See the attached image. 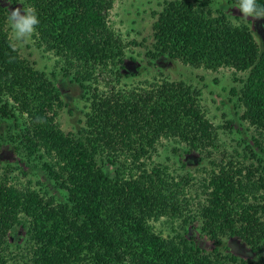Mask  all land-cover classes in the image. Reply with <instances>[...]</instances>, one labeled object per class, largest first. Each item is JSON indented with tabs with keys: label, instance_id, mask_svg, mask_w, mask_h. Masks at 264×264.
Returning a JSON list of instances; mask_svg holds the SVG:
<instances>
[{
	"label": "trees",
	"instance_id": "obj_1",
	"mask_svg": "<svg viewBox=\"0 0 264 264\" xmlns=\"http://www.w3.org/2000/svg\"><path fill=\"white\" fill-rule=\"evenodd\" d=\"M115 1L25 0L38 16L39 42L75 68L74 80L90 93L78 135L63 131L57 120L63 102L53 81L12 49L7 10L0 5V122L23 118L17 134L22 151L52 156L53 164L45 167L67 193L56 200L0 178V264L8 263L9 237L18 227L28 239L24 264H264L263 160L247 166L232 155L227 160L218 127L184 80L116 88L129 42L108 24ZM203 6L165 0L153 12L149 53L195 68L246 72L240 89L230 92L242 107L240 118L264 135V46L248 25L234 28L224 12ZM107 72L115 78L105 80ZM161 138L180 141L187 153H199L211 165L204 170V199L196 212L185 214L188 177H167L142 160ZM163 216L197 221L214 248L206 252L186 237L156 232L151 221ZM224 236L243 241L258 259L223 252L217 245Z\"/></svg>",
	"mask_w": 264,
	"mask_h": 264
},
{
	"label": "rangeland",
	"instance_id": "obj_2",
	"mask_svg": "<svg viewBox=\"0 0 264 264\" xmlns=\"http://www.w3.org/2000/svg\"><path fill=\"white\" fill-rule=\"evenodd\" d=\"M165 0H116L108 15V24L117 35L129 45L124 49L121 75L115 83L117 89L142 87L145 82L167 78L170 80H184L198 92L199 103L206 116L218 127L220 150H224L230 158L237 160L243 166L250 163L257 164V158L264 164V135L240 118L242 107L237 96L232 95L230 89L237 91L241 87V79L246 72H238L230 67H221L211 71L203 67L195 68L183 64L177 59L161 56L153 58L152 48L153 12L160 10ZM195 4H205L204 9L213 13L222 11L228 20L235 24H246L253 32L254 38L264 46V31L261 28L263 17L244 20L239 9L229 6L228 0H191ZM0 5L9 12L15 9L28 11L25 0H0ZM226 8V12L224 9ZM7 28V24H6ZM8 30V28H7ZM20 56L30 61L37 69L46 72L48 77L58 88L63 102L58 111L57 120L63 131L77 134L85 125L86 112L89 110L90 93L74 80L75 68H68L62 58L45 49L39 42L37 35L23 47L17 48ZM120 67V66H119ZM118 68V67H117ZM63 69H68L65 73ZM115 72V68L111 73ZM106 79H114L113 74L107 72ZM237 79V80H236ZM240 79V80H239ZM85 78L82 84L87 85ZM104 80L101 86L104 87ZM16 118H3L0 122V178L20 188L30 187L39 192L51 195L56 200L66 198V190L58 186L57 180L45 167V163L52 165L54 159L47 154L27 156L18 144L17 134L21 128L23 118L17 114ZM222 151L214 152L217 160L222 157ZM143 158L148 169L160 167L167 177H188L185 184V195L189 200L185 214L198 210L199 202L204 199L202 182L204 170L211 165L199 153H187L183 143L172 138H161L149 153ZM100 161L104 159L98 156ZM102 162V161H101ZM204 177V178H203ZM153 229L165 237L183 236L192 240L206 252H210L215 243L200 229V224L192 218L184 217L171 219L163 216L159 220L151 221ZM23 227L9 237L7 264H24L28 254V241ZM223 252H231L236 256L256 261L257 254L236 237H221V244L217 245Z\"/></svg>",
	"mask_w": 264,
	"mask_h": 264
},
{
	"label": "clouds",
	"instance_id": "obj_3",
	"mask_svg": "<svg viewBox=\"0 0 264 264\" xmlns=\"http://www.w3.org/2000/svg\"><path fill=\"white\" fill-rule=\"evenodd\" d=\"M229 6L239 9L242 14L241 18L244 20H249V17H264V5L260 3V0H236L235 3L228 5L226 8ZM39 27L38 16L33 10L24 11L23 9H15L9 12L7 16V28L12 49L15 51L18 47H23L30 42ZM232 27L240 28L241 24L237 22Z\"/></svg>",
	"mask_w": 264,
	"mask_h": 264
}]
</instances>
